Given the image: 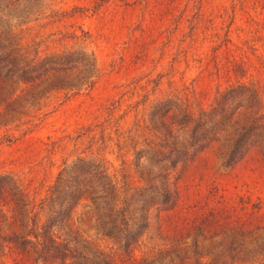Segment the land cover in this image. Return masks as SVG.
I'll return each instance as SVG.
<instances>
[{"label": "rangeland", "instance_id": "374dc122", "mask_svg": "<svg viewBox=\"0 0 264 264\" xmlns=\"http://www.w3.org/2000/svg\"><path fill=\"white\" fill-rule=\"evenodd\" d=\"M31 6L28 17L35 19L25 36L40 40L41 52L78 49L93 61L90 88L50 90L0 125V174L11 176L39 220L46 217V206L39 205L58 170L78 158L99 163L120 194L142 184L139 171L147 170L150 148L164 137L161 124H169L162 105L178 102L196 112L243 80L256 88L264 111V0H38ZM250 17L260 19L256 35L248 32ZM225 57L242 61L245 74L223 73ZM201 160L177 179L181 192L201 194L215 184L225 197L244 193L264 200L260 162L224 168L215 147ZM158 223L152 210L136 256L171 246ZM57 231L114 248L85 204H77L69 225Z\"/></svg>", "mask_w": 264, "mask_h": 264}, {"label": "trees", "instance_id": "16d2710c", "mask_svg": "<svg viewBox=\"0 0 264 264\" xmlns=\"http://www.w3.org/2000/svg\"><path fill=\"white\" fill-rule=\"evenodd\" d=\"M37 1L0 0V125L21 113L23 103L33 104L50 90L77 92L93 83V61L84 51L41 52L40 40L25 36L28 22L35 19L28 17V9ZM250 22L248 32L256 35L260 19L250 17ZM220 68L237 77L245 74L243 62L234 57H225ZM162 107L161 116L169 119L168 125L161 124L166 132L150 148L147 170L139 171L142 184L129 192L120 194L99 163L78 158L58 170L46 202L39 205L46 206V217L39 220L11 176L0 174V255L9 258L0 264H264L262 198L244 193L225 197L215 184L201 194L181 192L177 180L187 174L185 168L202 162L209 147H215L224 168L249 160L264 165V111L256 88L237 80L196 112L178 102ZM77 204L87 205L113 249L57 231L69 225ZM152 210L159 232L172 244L136 256Z\"/></svg>", "mask_w": 264, "mask_h": 264}]
</instances>
